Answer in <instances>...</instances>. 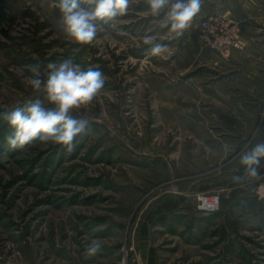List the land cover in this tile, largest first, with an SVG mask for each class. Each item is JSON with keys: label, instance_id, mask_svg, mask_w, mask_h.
I'll list each match as a JSON object with an SVG mask.
<instances>
[{"label": "rangeland", "instance_id": "obj_1", "mask_svg": "<svg viewBox=\"0 0 264 264\" xmlns=\"http://www.w3.org/2000/svg\"><path fill=\"white\" fill-rule=\"evenodd\" d=\"M57 3L0 0V113L35 99L51 107L28 84L34 65L46 80L49 63L71 58L99 69L104 86L71 113L89 122L71 153L11 150L0 119V264H264V179H233L253 136L216 133L206 104L223 77L203 62L214 51L200 22L211 13L238 25L226 3L202 0L183 36L168 39L133 0L87 45L66 37ZM149 29L163 55L148 54ZM199 195H219L218 211L199 212ZM93 239L102 248L89 257Z\"/></svg>", "mask_w": 264, "mask_h": 264}, {"label": "clouds", "instance_id": "obj_2", "mask_svg": "<svg viewBox=\"0 0 264 264\" xmlns=\"http://www.w3.org/2000/svg\"><path fill=\"white\" fill-rule=\"evenodd\" d=\"M133 0H58L56 8L60 14V24L66 37L77 44L93 42L104 25L113 26L130 11ZM146 15L151 16L152 24L160 30H167L168 39L183 36L193 18L200 11L202 0H144ZM149 29L142 37L145 45H150L149 55L160 56L168 51L165 43ZM32 76L27 78L29 86L51 107H46L41 99L29 101L21 106L0 113L12 134L5 137L11 150H22L27 146L52 143L62 146L68 153L74 151L76 138L86 132L89 122L76 118L74 109L90 104L104 86L103 73L88 67L86 70L71 58L47 65L46 80L39 76V65L31 67ZM251 148L239 155L244 169L243 176L233 179L258 181L264 179L258 169L264 159V132ZM102 245L93 239L86 248V255L96 256Z\"/></svg>", "mask_w": 264, "mask_h": 264}, {"label": "crops", "instance_id": "obj_3", "mask_svg": "<svg viewBox=\"0 0 264 264\" xmlns=\"http://www.w3.org/2000/svg\"><path fill=\"white\" fill-rule=\"evenodd\" d=\"M215 1L225 2L223 14L240 25L244 47L222 54L204 52L203 62L216 77H223L221 83H212L215 95L206 101L212 128L227 136H253L255 144L261 138L258 132H264V0ZM259 169H264V159Z\"/></svg>", "mask_w": 264, "mask_h": 264}, {"label": "built area", "instance_id": "obj_4", "mask_svg": "<svg viewBox=\"0 0 264 264\" xmlns=\"http://www.w3.org/2000/svg\"><path fill=\"white\" fill-rule=\"evenodd\" d=\"M200 29V43L214 52L225 53L244 47L239 26L229 23L221 15L210 14L205 16L200 22ZM219 206V195L198 196V211L201 213H215L218 211Z\"/></svg>", "mask_w": 264, "mask_h": 264}]
</instances>
